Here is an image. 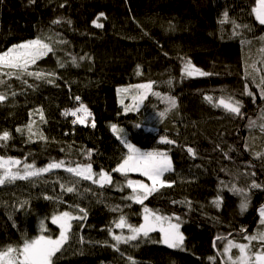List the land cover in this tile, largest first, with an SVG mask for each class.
Returning a JSON list of instances; mask_svg holds the SVG:
<instances>
[{"label":"trees","instance_id":"obj_1","mask_svg":"<svg viewBox=\"0 0 264 264\" xmlns=\"http://www.w3.org/2000/svg\"><path fill=\"white\" fill-rule=\"evenodd\" d=\"M256 7L257 0H0V54L38 38L53 48L28 68L43 73L40 79L0 70L5 96L0 135L10 134L0 141V157L20 160L19 170L24 163L91 164L93 173L108 172L113 180L101 188L54 169L6 182L0 186V250L41 234L58 238L52 217L65 211L83 216L82 208L87 217L73 221L55 264H228L220 250L225 241L257 245L259 253L264 248V241H257L264 233V25ZM143 17L159 18L149 36L132 32L135 19ZM120 24L129 36L117 32ZM188 62L209 75H186ZM147 83L152 92L126 112L133 97L122 98L119 89L134 93L133 86ZM229 97L240 102L242 115L220 105ZM81 104L92 113L86 124L65 115ZM112 125L136 148L171 158L173 170L164 179L172 186L143 205L127 199L133 195L127 181L147 180L113 171L128 151ZM165 137L174 143H162ZM145 207L181 219L183 250L158 244L159 232L121 243L119 251L113 247L120 217L139 227ZM42 222L47 231L42 232Z\"/></svg>","mask_w":264,"mask_h":264},{"label":"snow or ice","instance_id":"obj_2","mask_svg":"<svg viewBox=\"0 0 264 264\" xmlns=\"http://www.w3.org/2000/svg\"><path fill=\"white\" fill-rule=\"evenodd\" d=\"M253 11L259 23L264 25V0H257V7L253 9ZM226 15L227 14H225V16ZM58 22L59 21H57V23ZM95 26L103 27L100 23H95ZM50 52H53V48L39 38L17 44L9 50L3 52V54H0V70L8 69L9 71L5 73L7 75L17 74L19 77V74L23 73L40 79L44 75L43 73L29 72L28 68L30 65L35 64L38 59ZM253 68H255V66H253ZM184 71L186 75L190 77L196 73L201 76L209 75L208 73L196 69L190 62L185 65ZM261 84L264 85V76L261 77ZM133 87L137 90L136 95L133 97V107L129 108L126 106V112L138 108L139 105L137 101L142 103L143 100L147 98L148 94L152 92L153 84H138ZM119 91L127 93L130 89L123 88L119 89ZM152 94L159 96V93L153 92ZM248 94L252 95L251 92ZM261 95L264 96V87H262ZM4 99L5 96L0 94V102H3ZM76 99L79 100L80 98L76 97ZM166 99L170 107L174 108L177 106L174 98L168 97ZM207 99L211 100V97H207ZM121 103L123 104V100H121ZM219 103L227 111L238 116L242 115L241 104L239 101H234L231 97H229L228 99L222 98ZM77 113H83V115L78 116ZM65 115L77 117V120L73 121L74 123L78 121L81 124H86L87 118L91 117L92 113L85 105L81 104L80 107L74 111L66 112ZM164 115V112L160 113L161 117H164ZM41 119H43L42 112ZM91 126L93 128L96 126L94 119ZM17 131H19V129H17ZM29 131L31 132V126H29ZM112 131L114 133H119L123 130L118 129L116 125H112ZM41 138L44 139V137ZM9 139L10 134L7 131L0 135V141H7ZM161 142L167 144L174 143V141L169 140L166 137L162 138ZM122 143H124V146L128 149V155L113 171L119 172L124 176H127L129 172H138L140 175L151 181L150 184H147L142 181L128 180L127 187L132 190L133 195L127 197V199L143 205L145 200H147L154 193L158 192L161 188L172 186L170 182L164 179L165 174L173 170L171 158L166 152H141L139 148H136L127 141H122ZM188 151L194 155L191 148H189ZM21 163L22 162L17 159H5L4 157H0V170H3L2 173H0V186L4 185L6 182L12 183L18 179L27 180L30 177H39L41 174L47 173L53 169H63L80 179L91 181L93 184H98L101 188L105 185H111L113 182L112 176L108 172L101 171L99 174L93 173L91 164L76 165L75 167H72L66 166L64 161H59L52 162L44 168H36L34 164L24 163L23 171L21 172L19 171ZM14 168L18 170L13 171ZM252 187L255 188L260 186L253 184ZM61 188L68 193L76 191L74 186L66 187L65 185H61ZM247 207L248 202L246 198L240 205L241 211H246ZM80 212L84 213V215H72L70 212L65 211L52 217V223L57 225L60 229L59 237L56 239H53L51 236L41 234L32 240L25 239L22 246L13 247L10 245L5 249L0 250V264H55L57 253L61 252L64 244L67 243L69 239V233L72 229L71 222L73 220H84L87 217V213L84 209L81 208ZM260 216V223L264 224V208L260 210ZM172 219V217L163 216L157 212H153L147 207L144 208V223L139 227H134L128 224L126 218L121 216L119 221L116 222V227L121 230L128 228L130 235H113L112 238L116 241V244L113 245V247L119 251V244H128L132 241H136L141 237V235L147 238L151 232L158 231L162 234V242L169 248H180L183 250L184 236L180 232V223H173ZM175 219L177 221L180 220L179 217H175ZM41 228L42 232L47 231L43 222L41 223ZM257 238V236L246 237L249 241L256 240ZM259 239L264 241V233L260 234ZM233 247L239 249V255L235 259H233L230 255V249ZM248 249L249 245L234 244L229 241L227 246L224 248V253L229 254L228 259L232 261V264H264V248H262L259 253H250ZM133 264H135L134 261Z\"/></svg>","mask_w":264,"mask_h":264},{"label":"rangeland","instance_id":"obj_3","mask_svg":"<svg viewBox=\"0 0 264 264\" xmlns=\"http://www.w3.org/2000/svg\"><path fill=\"white\" fill-rule=\"evenodd\" d=\"M158 19L159 18H156V17H143V18H137V19H135V21L133 22V29H134V31H132V32H135V31H139L140 33H143L145 36H149L150 35V28H151V26L156 22V21H158ZM194 25V24H193ZM190 28L192 27V25H188ZM116 29H117V32L118 33H122V34H125V35H130L129 34V32H131L129 29H125L124 27H122L121 26V24L120 25H117L116 26ZM189 29V28H188ZM196 76H200L198 73H196V74H194L193 76H191V77H196ZM136 95V92H134V93H131V91H129V92H127V93H122V98H125L126 96L127 97H134ZM123 100V99H122ZM34 130L36 131V130H38V126H35V128H34ZM117 134V136H119V139H121L122 141H125L124 140V137L123 136H121L122 134H121V132H119V133H116ZM124 144V143H123ZM126 148V147H125ZM127 149V148H126ZM127 151H128V149H127ZM141 152H152V151H143V150H140ZM169 156V155H168ZM170 157V156H169ZM173 165V164H172ZM18 169H13V171H17ZM54 170V169H53ZM19 171H23V169H21V170H19ZM52 171V170H51ZM50 172V171H49ZM49 172H47V173H49ZM169 173V172H168ZM168 173H166L165 175H167ZM43 174H46V173H43ZM128 174H134V175H139V176H141V177H143L144 179H146L147 180V182H144V181H142V182H144V183H147V184H150L151 183V181H149L146 177H144V176H142V175H140L138 172H129ZM165 177V176H164ZM30 178H33V177H30ZM134 202V201H133ZM160 215H162V214H160ZM173 219H172V222L173 223H180V232L183 234V229H182V222L179 220V221H177L176 219H175V217H172ZM73 221H75V220H73ZM73 221L71 222V223H73ZM128 223V222H127ZM264 225V224H263ZM57 226V225H56ZM58 227V226H57ZM59 228V227H58ZM154 233H158V231H156V232H151L150 234H149V236H151L152 234H154ZM160 233V232H159ZM121 234H123V235H125V236H127V235H130V232H129V230H128V228H124L123 230H121V229H119V228H117L116 227V224H115V230H114V235H121ZM44 235V234H43ZM162 235V234H161ZM46 236V235H45ZM142 236V235H141ZM148 236V237H149ZM183 236H184V234H183ZM59 237V236H58ZM145 238V237H144ZM257 241L258 242H263V241H261L259 238L257 239ZM228 242L229 241H225L224 243H223V247L220 249L221 250V255L223 256V258H224V260H225V262H227L228 264H232V261L231 260H229L228 259V255L229 254H225L224 253V248L227 246V244H228ZM234 244H239V243H235V242H233ZM158 244H160V245H162V246H165V247H168L166 244H164L163 242H162V238L158 241ZM241 244V243H240ZM169 248V247H168ZM170 249H174V250H180V248H170ZM256 249H257V245H254V246H252V247H250L249 248V251H250V253H258V252H256ZM230 255L233 257V259H235L238 255H239V249L238 248H235V247H233V248H231L230 249Z\"/></svg>","mask_w":264,"mask_h":264}]
</instances>
